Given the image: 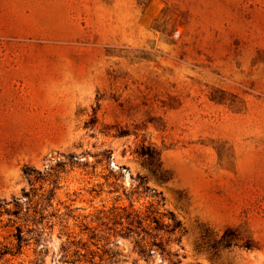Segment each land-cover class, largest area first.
Here are the masks:
<instances>
[{"label":"rangeland","instance_id":"374dc122","mask_svg":"<svg viewBox=\"0 0 264 264\" xmlns=\"http://www.w3.org/2000/svg\"><path fill=\"white\" fill-rule=\"evenodd\" d=\"M0 264H264V0H0Z\"/></svg>","mask_w":264,"mask_h":264},{"label":"trees","instance_id":"16d2710c","mask_svg":"<svg viewBox=\"0 0 264 264\" xmlns=\"http://www.w3.org/2000/svg\"><path fill=\"white\" fill-rule=\"evenodd\" d=\"M144 154H147L150 158V160H155L157 162V167L159 166V157H158V152L155 150V149H149L147 150L146 152H142V155ZM35 172L34 169L32 168H29V167H24L23 168V173L26 174V175H30L32 172ZM54 195V188L50 189L48 191V195L46 196V199L49 200L52 196ZM159 195V194H158ZM168 219H169V222L167 223H164L162 221L159 220V218L155 217L154 215L150 217V215H146L145 218H139L138 217V213L137 211L135 210H131V211H128L126 214H125V218H127V220H129V223L127 226H124L122 225V222L121 220L117 221V220H114L113 221V224H118V225H121L122 226V230L123 228L126 230L125 233H129V232H134L136 233V235L139 236V232H136L134 229H133V223L136 222L138 225L136 227H139L142 223V221H145V220H148L149 223H147V228H144L142 227L141 228V231L144 232L145 234L147 235H150V237L152 238L151 242H150V247H146L144 243H142V238H140L139 240H136L135 243L137 244V248H138V252L139 254L143 255V256H149L151 254V249H153L152 247L153 246H156L158 249H162L161 247V244L159 241L156 240V233L155 234H151V231H161L163 230L164 228H166L165 230L166 231H175V230H178L180 232H184V228H182L181 226V222L179 220H176L175 217L173 216V214L171 213H168L167 215H165ZM122 218V216H120ZM154 224L153 227H151V224ZM226 232H224V235H225ZM14 237L16 239V248L17 249H20L21 247V242L23 240V236H22V230L19 226L16 227V231L14 233ZM62 251L64 252V255H67L68 251H69V248L68 247H64L62 246ZM155 250V249H154ZM104 253H108L110 254V256H114L115 255V252H109L108 249H105L103 251ZM74 257H79L80 256V253L78 252L77 249H74L72 252H71ZM76 260H78L77 258H75Z\"/></svg>","mask_w":264,"mask_h":264}]
</instances>
